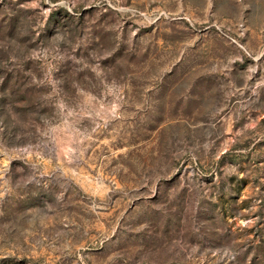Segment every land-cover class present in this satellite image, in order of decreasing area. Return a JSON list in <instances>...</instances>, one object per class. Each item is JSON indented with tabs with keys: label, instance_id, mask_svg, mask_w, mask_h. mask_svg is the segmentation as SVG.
I'll return each instance as SVG.
<instances>
[{
	"label": "rangeland",
	"instance_id": "rangeland-1",
	"mask_svg": "<svg viewBox=\"0 0 264 264\" xmlns=\"http://www.w3.org/2000/svg\"><path fill=\"white\" fill-rule=\"evenodd\" d=\"M0 264H264V0H0Z\"/></svg>",
	"mask_w": 264,
	"mask_h": 264
}]
</instances>
